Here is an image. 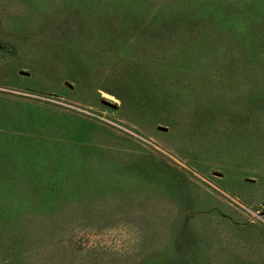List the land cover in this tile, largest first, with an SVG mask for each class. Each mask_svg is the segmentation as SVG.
<instances>
[{
	"label": "trees",
	"instance_id": "trees-1",
	"mask_svg": "<svg viewBox=\"0 0 264 264\" xmlns=\"http://www.w3.org/2000/svg\"><path fill=\"white\" fill-rule=\"evenodd\" d=\"M182 1L185 3L180 4L178 0L157 3L156 0H0V19L3 30L14 33V46L24 48L27 56L37 53L31 70L42 76L49 74L70 80L71 75L86 69L88 53L122 46L120 37L110 40L115 27L132 34L130 28L134 30V24L132 19L126 21L129 15L124 9L145 11L139 15L143 22L147 19L139 25L140 29L153 25L156 30L143 40L144 59L154 58L160 66L156 68L162 70L158 74L173 76L178 69L185 71L188 79L183 83V90L177 89L180 97L187 101L200 99L206 102L201 104L215 108L213 122L207 127L201 124L194 138L202 141V147L221 148L213 151L222 159L238 158L245 164L262 167L264 0ZM45 37L52 47L40 48L46 43L42 39ZM137 40L139 35L132 43ZM159 44L160 48H155ZM1 53L4 52L0 50V58ZM160 54L169 61L161 59ZM196 75L210 80L198 97L190 80ZM132 93L148 91L134 89ZM79 130L82 132V128ZM84 131L88 135L92 132L88 127ZM36 154L37 157L46 155L43 151ZM62 157L67 160L52 180H0V264H264L263 242H248L232 235L238 229L256 228L252 223L233 221L209 210L207 204L206 208L198 206L200 210L193 211L192 216L176 215L173 210V214L161 212L167 208L162 202L148 198L140 203L137 201L140 195H132V192L145 193L147 188L152 189L151 185L158 189L162 181L142 178L117 181L115 200H128L132 207L142 206L144 211L138 214L132 210L134 213L121 214L102 224H76L75 217L80 214L76 212L87 206L96 208L94 204L101 195L96 196L94 192L101 181H60V176L70 172L91 176L93 171L69 166L78 157L68 150L62 152ZM12 169L13 174L27 172L21 167ZM38 173L41 177L53 176L50 170H38ZM32 182L37 188L32 199H28L18 186L25 185V190L32 187ZM179 182L166 183V188L161 190L175 192L180 188ZM82 190L85 195L80 196ZM120 227L130 232L125 245L110 244L108 231ZM42 239L49 240L43 243ZM69 248L72 249L66 251Z\"/></svg>",
	"mask_w": 264,
	"mask_h": 264
},
{
	"label": "rangeland",
	"instance_id": "rangeland-1",
	"mask_svg": "<svg viewBox=\"0 0 264 264\" xmlns=\"http://www.w3.org/2000/svg\"><path fill=\"white\" fill-rule=\"evenodd\" d=\"M159 1L163 0H156V3ZM166 7L173 8L167 4ZM124 11L129 15L126 21H133L132 34L115 27L110 40L120 37L122 46L88 53L86 69L71 75V81L56 75L42 76L31 70L37 53L27 56L24 48L14 46V33L3 30L0 19V50L4 52L0 58V180H52L67 160L66 157L61 159L62 152L68 150L78 157L68 165L75 170L86 167L93 170L92 175L79 176L74 171L60 176V181H101L94 192L96 196L101 195L94 204L96 208L87 206L76 212H80L74 221L78 225L83 222L102 224L121 214L134 213L132 210L138 214L144 211L142 206L132 207L128 200H115L117 181H140L142 178L143 181L162 182L161 185L157 183L159 190L151 185L152 189L147 188L145 193L132 192L133 196L140 195L137 199L140 203L151 198L149 201L157 200L167 206L161 212L185 216H192L193 211L200 210L198 206L206 208L207 204L211 211L256 227L238 229L232 235L244 241L264 243V166H251L238 158L234 161L222 159L214 152L221 148L213 146V151L202 147V141L196 140L194 134L201 124L207 127L213 122L215 108L201 104L204 101L200 99L187 101L180 97L177 89L183 90V83L188 79L185 71L178 69L173 76L158 74L162 71L158 69L160 66L154 58L144 59L143 52V40H147L156 28L149 25L140 29L139 25L147 19L143 22L139 15L145 11ZM136 35L139 40L132 43ZM42 39L46 43L40 48L52 47L47 37ZM155 48H160V44ZM26 49L29 50L28 46ZM166 51L170 53L171 50ZM160 58L164 56L160 54ZM190 80L195 84L197 97L210 82L207 77L198 75ZM134 89L148 93L134 94ZM101 99L115 103L116 108L102 104ZM85 127L91 128L90 135L84 131ZM200 150L208 154H201ZM39 151L46 155L37 157ZM15 152L19 156H15ZM15 167L27 169V172L13 174L11 171ZM38 170H50L53 176L41 177ZM164 181L167 184L181 181L180 188L163 193ZM18 187L28 199H32L37 188L33 182L31 188L24 190L23 184ZM82 195H85L83 190L80 191ZM124 229L109 230L107 241L115 246L125 245L130 232ZM245 231L255 233L244 234ZM42 240L45 243L49 239Z\"/></svg>",
	"mask_w": 264,
	"mask_h": 264
},
{
	"label": "water",
	"instance_id": "water-1",
	"mask_svg": "<svg viewBox=\"0 0 264 264\" xmlns=\"http://www.w3.org/2000/svg\"><path fill=\"white\" fill-rule=\"evenodd\" d=\"M101 103L106 105V106L111 107L112 109L116 108V104L111 102V101H109V100H107V99H101ZM263 212H264V210H263Z\"/></svg>",
	"mask_w": 264,
	"mask_h": 264
}]
</instances>
